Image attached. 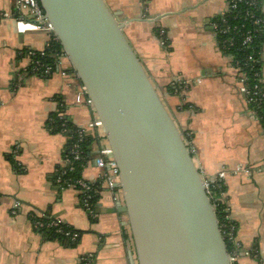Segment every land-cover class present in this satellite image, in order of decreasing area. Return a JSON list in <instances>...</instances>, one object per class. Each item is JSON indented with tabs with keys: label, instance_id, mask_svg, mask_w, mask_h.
<instances>
[{
	"label": "crops",
	"instance_id": "1",
	"mask_svg": "<svg viewBox=\"0 0 264 264\" xmlns=\"http://www.w3.org/2000/svg\"><path fill=\"white\" fill-rule=\"evenodd\" d=\"M105 1L129 20L130 44L185 131L205 180L226 173L224 204L236 226V264H264V129L240 93V69L219 49L213 28L228 0ZM13 8V0H0V15ZM49 41L46 33L19 34L12 18H0V264H84L86 258L91 264H137L127 216L118 210L120 192L106 188L95 165L103 142H95L82 171L84 181L102 190L94 216L85 211L81 191L55 181L69 151L66 136L47 126L60 100L64 115L80 128L97 117L75 102L78 80L30 70L32 58L24 52L43 51ZM259 52L264 84V37ZM72 69L60 58L57 73ZM176 82L186 83L180 95L168 91ZM241 167L249 173L236 172ZM50 219L78 232V240L47 237L36 223Z\"/></svg>",
	"mask_w": 264,
	"mask_h": 264
},
{
	"label": "water",
	"instance_id": "2",
	"mask_svg": "<svg viewBox=\"0 0 264 264\" xmlns=\"http://www.w3.org/2000/svg\"><path fill=\"white\" fill-rule=\"evenodd\" d=\"M39 2L112 149L137 264H233L185 131L126 35L129 20L105 0Z\"/></svg>",
	"mask_w": 264,
	"mask_h": 264
},
{
	"label": "built area",
	"instance_id": "3",
	"mask_svg": "<svg viewBox=\"0 0 264 264\" xmlns=\"http://www.w3.org/2000/svg\"><path fill=\"white\" fill-rule=\"evenodd\" d=\"M229 8L228 10L218 16L213 22V28L216 32V37L218 35L222 36V44L224 49H230L239 42L241 49L244 51L249 49L253 44L254 37L264 30V17L258 15V10H260V0H228ZM14 8L13 10H7L0 15L1 19L12 18L15 21L16 30L19 34L25 35L29 33H46L50 40L58 41L56 38L53 27L48 22L46 15L40 5L39 0H13ZM251 22L253 25L252 30L244 31L245 22ZM234 22H239L237 25H234ZM160 42L162 46L166 45V38L164 32H161ZM48 46V45H47ZM37 53L44 55V50L30 51L28 56L33 58ZM67 58L65 52L61 54L60 58ZM249 60H252V56H248ZM239 65V63H238ZM60 66V61H59ZM32 72L35 74H42L47 76L57 75L61 79L64 78H73L78 80L76 72L72 69L71 72L66 71H53L51 66H45L40 61H35L32 63ZM240 93L245 97L248 105L255 114L253 106L255 103L257 106L255 108H261L264 103V92L261 91L260 84L262 83V78L260 73H255L253 81L256 84L251 90L248 86L249 78L247 73L240 70ZM186 83L173 84L175 93L178 90H182L185 87ZM75 102L78 105H84L88 108H91L92 103L88 97L86 89L80 85L78 93L76 95ZM92 109V108H91ZM62 116V115H60ZM63 120V117H60ZM258 119V118H257ZM69 128L68 122H63L60 128V133L64 134L66 138H70L73 141L70 149V156L66 159V164L64 168L59 170L57 173L56 183L63 188H73L79 190L84 194L83 197V206L86 212L91 216H94L92 204L93 196L100 194L102 192L97 191L96 186L84 181L83 178H74L73 176L77 173L78 168H80L86 161L84 155V139L87 134H94L97 140L102 141L103 144L98 151V156L95 158V165L98 169L103 171V179L105 181L106 188L112 192H120L118 187V177L119 171L116 164V161L113 158V152L110 146L108 145L105 135L100 134L102 129V123L96 118L91 124L85 128ZM188 141V139H187ZM189 145L190 142L188 141ZM192 152V151H191ZM249 171L245 168H239L236 172ZM226 177L225 172H221L213 182H208L205 180V189L206 193L212 200L213 206L217 213L219 205L214 203L215 191L221 190V185L224 178ZM218 203H224V194H221L218 197ZM223 210L224 220L223 223H220V231L225 240L226 244H232L235 247V250L230 253L231 262L236 264L239 252L238 246L236 244V226L232 222L229 210L224 205ZM18 205H16V208ZM36 227L39 229H54L56 234L68 237L71 241L75 242L79 238V233L72 232L63 227V223L58 220H52L50 223L45 224L43 222H37ZM246 256L251 254L246 252ZM84 264H91L90 259L86 258Z\"/></svg>",
	"mask_w": 264,
	"mask_h": 264
},
{
	"label": "trees",
	"instance_id": "4",
	"mask_svg": "<svg viewBox=\"0 0 264 264\" xmlns=\"http://www.w3.org/2000/svg\"><path fill=\"white\" fill-rule=\"evenodd\" d=\"M258 15L264 17V11H263V0H260V10H258ZM239 22H234V25H237ZM245 27H244V31L247 30H252L253 29V25L252 23L249 22H245ZM160 31L159 29L156 31V33L158 34ZM264 37V30L262 32H260L259 34H257L254 37V41L253 44L251 45V47L247 50H243L240 47V43L237 42L236 45L230 49H224L223 44H222V36L218 35L217 36V44L219 49L227 55H230L234 61V64L241 70L247 73V76L249 78L248 81V86L249 88L252 90L253 86L256 84V82L253 81V77L255 73H260L261 74V61H260V44H261V38ZM30 51H25L24 52V56L28 55ZM63 48L61 46V44L59 43V41H55V40H50L48 46L45 48L44 50V55L42 56L41 53H37L36 56H34L32 58V63H34L35 61H40L43 65L45 66H51L53 68V71H57L59 68V61H60V56L61 54H63ZM252 56V60H249L248 56ZM239 63V65H238ZM30 70L32 71V65ZM42 75V74H39ZM77 80V79H76ZM261 87V91L264 92V84L263 82L260 84ZM168 91L171 94H175V89L173 87V85L168 87ZM62 99V98H61ZM257 106V104L255 103V105L253 106V109L255 110V115L258 118L259 123L261 124L262 128L264 129V103L261 106V108H255ZM65 108H63V100H60V106L58 107V110L53 113L48 121V128L50 129V131L52 133H60V128L63 122H68L69 124V128H76L75 124L69 120V118L64 115ZM62 115V116H60ZM60 117H63V120L60 119ZM187 135V134H186ZM68 140V148L69 151H66L67 157L70 156V149H71V145L73 143L74 140L67 138ZM97 138L95 137L94 134H87L85 139H84V155L86 157V161L85 163L78 168L77 173L73 176L74 178H83L82 177V171H83V167L86 164V162L88 161L89 157H90V151L93 148L95 142H97ZM57 175L55 177V181H56ZM221 190L215 191V199H214V203L218 204L220 207L217 210V217L220 220V223H223L224 220V213L223 210L225 208V204L224 203H218V197L221 194H224V186L223 183L220 184ZM93 186H96L97 191L102 192L101 187L99 184H93ZM82 196L84 197V194L82 193ZM100 194L98 195H94L93 196V200H92V204L94 205L93 208V212L94 214H96L97 212V207H98V203L100 200ZM50 220H46L43 221L45 222V224L50 223ZM63 227L67 230H70L72 232H76L75 230L71 229L68 225H64ZM43 234H45L47 237L51 238V239H58V240H62V241H71L70 238L56 234L54 229H41L40 230ZM78 233V232H77ZM80 235V234H79ZM76 242V241H75ZM227 249L228 252L231 253L232 251L235 250L234 245L227 243Z\"/></svg>",
	"mask_w": 264,
	"mask_h": 264
},
{
	"label": "rangeland",
	"instance_id": "5",
	"mask_svg": "<svg viewBox=\"0 0 264 264\" xmlns=\"http://www.w3.org/2000/svg\"><path fill=\"white\" fill-rule=\"evenodd\" d=\"M177 84H179L178 82H176ZM171 85H173V84H171ZM183 91V89L182 90H178L174 95H180V93Z\"/></svg>",
	"mask_w": 264,
	"mask_h": 264
}]
</instances>
